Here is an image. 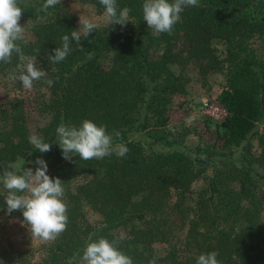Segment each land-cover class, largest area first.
<instances>
[{
    "label": "trees",
    "instance_id": "1",
    "mask_svg": "<svg viewBox=\"0 0 264 264\" xmlns=\"http://www.w3.org/2000/svg\"><path fill=\"white\" fill-rule=\"evenodd\" d=\"M77 1L105 12L99 0ZM116 2L118 10H131L125 25L95 28L81 41L82 50L70 41V54L53 64L48 57L62 47V37L71 40L78 30L67 0L46 11V0H18L20 21L31 23L32 32L18 42L23 55L36 56V66L54 81L43 104L50 121L38 130L52 145L40 153L29 142L22 100L0 105V173L15 165L18 175L35 172V161L44 160L46 174L63 182L68 224L42 261L20 257L12 264H80L87 243L100 238L118 241L133 264L153 257L157 264H196L212 251L220 264H264V131L258 155L250 143L264 122V0H198L181 13L171 35L149 28L144 0ZM106 53L109 63L102 60ZM23 62L13 53L11 63L0 62V74ZM191 65L203 80L213 73L225 77L218 103L228 112L214 141L195 129L200 143L193 154L177 147L185 133L170 130L172 105L187 95L191 79L184 72ZM85 120L119 132L113 144L123 143L129 152L65 159L57 128H79ZM205 128L212 130L209 121ZM201 178L207 183L195 192ZM86 206L102 216L99 226L87 219ZM156 244L167 245L166 252Z\"/></svg>",
    "mask_w": 264,
    "mask_h": 264
},
{
    "label": "clouds",
    "instance_id": "2",
    "mask_svg": "<svg viewBox=\"0 0 264 264\" xmlns=\"http://www.w3.org/2000/svg\"><path fill=\"white\" fill-rule=\"evenodd\" d=\"M62 0H46L42 11L61 4ZM104 6L106 17L110 25H125L130 13L128 7L118 10L116 0H99ZM198 0H144L142 5L143 19L156 34H172L174 26L180 21L181 13L187 7H197ZM23 9L18 6V0H0V62L11 63L13 53L20 56L23 71L14 76V80L22 82V87L31 91L34 82L47 76V72L36 67V56L25 57L18 42L25 40V26H21ZM80 28L62 37V47L54 49V55L48 57L50 63H59L67 58L71 51V42L81 47V41L94 32L97 25L87 17H80ZM46 83L51 87L52 79ZM60 137L58 146L63 157L72 160L73 155L88 161L102 159L116 153L124 157L129 149L123 144H113V135L120 138L119 132L109 134L106 126H97L90 120H85L77 128L61 125L57 128ZM29 142L40 152L50 151L51 145L43 142L42 138L32 135ZM35 172L31 168L24 169L22 175L11 170H5L0 177V196L6 202L7 214L22 211L24 223L28 225L31 237L42 241L57 239L67 230V205L63 202L65 189L59 178H50L46 173L47 164L42 159L35 161ZM6 190V194L5 191ZM118 241H108L100 238L98 242L87 243L80 264H133L132 259L118 249ZM219 253L212 251L199 255L196 264H220L217 259ZM71 264V262H69ZM149 264H157L153 257Z\"/></svg>",
    "mask_w": 264,
    "mask_h": 264
},
{
    "label": "rangeland",
    "instance_id": "3",
    "mask_svg": "<svg viewBox=\"0 0 264 264\" xmlns=\"http://www.w3.org/2000/svg\"><path fill=\"white\" fill-rule=\"evenodd\" d=\"M72 13L76 17V24L80 28V17H87L97 25L96 29L108 27L110 25L105 12H99L96 7L89 3H81L77 0H67ZM21 26H25V34L31 37V23L20 21ZM103 62H111L110 53H106L102 58ZM17 68H11L0 74V105L6 104L15 99L24 102L26 115L28 119L29 130L32 135L41 138L39 129L46 126L50 117L44 112L43 104L50 98L49 86L46 83L48 77H44L34 82L31 91L22 87V82L14 80V76H18L23 71V64ZM37 67V66H36ZM38 68V67H37ZM39 69V68H38ZM189 75L191 81L187 86V95L179 96L174 99L170 112V130L174 134H184L183 140L177 143V147L189 154L196 152L199 146V137L195 129L204 132L208 141H214L216 129L219 122L212 114V107L218 104V97L225 87L226 79L222 74L213 73L203 80L199 68L191 65L188 71L184 72ZM209 121L211 129L206 130L205 122ZM3 123L0 121V127ZM264 131V122L259 124L250 137L252 146V154H259L258 136ZM140 139H146L144 135H140ZM158 148V145H155ZM19 165L13 166L11 171H18ZM212 171H208L207 176H211ZM2 177V173H0ZM83 179L77 183L83 182ZM206 178H201L193 185L195 192L205 187ZM76 184V183H75ZM5 194H6V190ZM264 191V187L262 188ZM7 205L3 196H0V264H12L18 261L20 257H24L32 262H40L47 255L48 245L53 241H42L31 237L28 225L24 223L22 211H14L10 215L6 211ZM85 214L89 222L94 226H99L102 222V216L86 206ZM167 245L156 244L155 249L160 253H165ZM19 258V259H18Z\"/></svg>",
    "mask_w": 264,
    "mask_h": 264
},
{
    "label": "built area",
    "instance_id": "4",
    "mask_svg": "<svg viewBox=\"0 0 264 264\" xmlns=\"http://www.w3.org/2000/svg\"><path fill=\"white\" fill-rule=\"evenodd\" d=\"M212 114L219 122H223L226 119L228 112L218 103L217 105L212 107Z\"/></svg>",
    "mask_w": 264,
    "mask_h": 264
}]
</instances>
